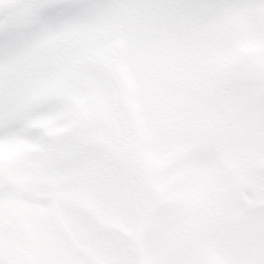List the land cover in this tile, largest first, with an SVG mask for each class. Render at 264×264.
Returning a JSON list of instances; mask_svg holds the SVG:
<instances>
[{
	"label": "snow or ice",
	"instance_id": "1",
	"mask_svg": "<svg viewBox=\"0 0 264 264\" xmlns=\"http://www.w3.org/2000/svg\"><path fill=\"white\" fill-rule=\"evenodd\" d=\"M0 264H264V0H0Z\"/></svg>",
	"mask_w": 264,
	"mask_h": 264
}]
</instances>
